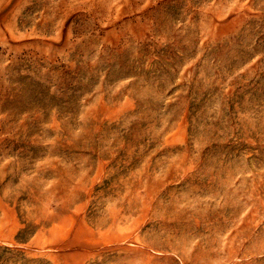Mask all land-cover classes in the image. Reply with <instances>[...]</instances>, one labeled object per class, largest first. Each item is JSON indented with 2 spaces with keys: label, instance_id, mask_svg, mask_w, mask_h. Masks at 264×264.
<instances>
[{
  "label": "rangeland",
  "instance_id": "1",
  "mask_svg": "<svg viewBox=\"0 0 264 264\" xmlns=\"http://www.w3.org/2000/svg\"><path fill=\"white\" fill-rule=\"evenodd\" d=\"M0 264H264V0H0Z\"/></svg>",
  "mask_w": 264,
  "mask_h": 264
}]
</instances>
